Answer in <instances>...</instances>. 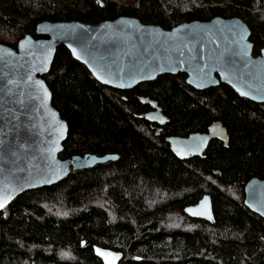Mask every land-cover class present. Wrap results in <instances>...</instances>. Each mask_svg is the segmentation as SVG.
<instances>
[{
	"label": "trees",
	"instance_id": "obj_1",
	"mask_svg": "<svg viewBox=\"0 0 264 264\" xmlns=\"http://www.w3.org/2000/svg\"><path fill=\"white\" fill-rule=\"evenodd\" d=\"M120 17L164 30L239 18L253 54L264 49V0H0V44L16 49L42 22ZM42 79L68 125L59 158L118 159L26 192L0 212V264H102L96 246L121 253L119 264H264V219L243 202L246 182L264 179V104L224 84L195 90L184 74L115 90L65 47ZM139 98L157 103L163 126L144 119L152 107ZM214 124L226 128L228 144L213 140L202 157L180 159L165 141ZM205 195L213 223L183 212Z\"/></svg>",
	"mask_w": 264,
	"mask_h": 264
},
{
	"label": "water",
	"instance_id": "obj_2",
	"mask_svg": "<svg viewBox=\"0 0 264 264\" xmlns=\"http://www.w3.org/2000/svg\"><path fill=\"white\" fill-rule=\"evenodd\" d=\"M250 30L239 18L183 22L170 30L120 17L87 24L42 22L35 37L25 36L17 48L0 44V212L19 196L63 181L71 172L115 162L118 156L85 154L60 159L68 125L52 105L42 79L56 51L65 47L100 84L129 91L162 75H186L185 82L203 91L222 84L240 97L264 104V49L253 54ZM152 110L144 119L158 126L166 118L157 103L139 98ZM228 144L226 128L214 124L206 133L169 136L166 143L180 159L202 157L210 142ZM214 174H218L217 171ZM244 205L264 219V179L244 186ZM193 219L214 222L211 197L183 209ZM102 264H119V252L94 247Z\"/></svg>",
	"mask_w": 264,
	"mask_h": 264
},
{
	"label": "snow or ice",
	"instance_id": "obj_3",
	"mask_svg": "<svg viewBox=\"0 0 264 264\" xmlns=\"http://www.w3.org/2000/svg\"><path fill=\"white\" fill-rule=\"evenodd\" d=\"M3 206H4L3 200H0V207H3Z\"/></svg>",
	"mask_w": 264,
	"mask_h": 264
}]
</instances>
